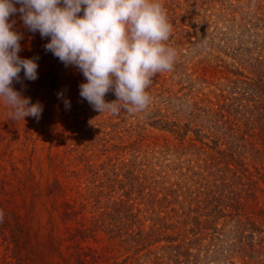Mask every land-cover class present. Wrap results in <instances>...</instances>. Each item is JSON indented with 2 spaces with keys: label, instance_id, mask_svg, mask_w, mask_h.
Returning a JSON list of instances; mask_svg holds the SVG:
<instances>
[{
  "label": "rangeland",
  "instance_id": "374dc122",
  "mask_svg": "<svg viewBox=\"0 0 264 264\" xmlns=\"http://www.w3.org/2000/svg\"><path fill=\"white\" fill-rule=\"evenodd\" d=\"M162 3L176 58L144 110L99 113L83 74L54 99L12 86L38 120L0 98V264H264V164L229 155L222 123L263 113L264 88L245 83H264V0Z\"/></svg>",
  "mask_w": 264,
  "mask_h": 264
},
{
  "label": "clouds",
  "instance_id": "9594fccd",
  "mask_svg": "<svg viewBox=\"0 0 264 264\" xmlns=\"http://www.w3.org/2000/svg\"><path fill=\"white\" fill-rule=\"evenodd\" d=\"M16 12L30 31L50 37L47 51L82 72L87 82L80 84V96L99 113L144 110L152 77L172 70L176 58L167 44L172 25L162 0H0V98L13 110L12 119L42 114L39 102L30 104L11 86L21 70L26 79H37L38 67L18 55L22 36L9 22ZM109 91L115 101L106 102Z\"/></svg>",
  "mask_w": 264,
  "mask_h": 264
},
{
  "label": "trees",
  "instance_id": "16d2710c",
  "mask_svg": "<svg viewBox=\"0 0 264 264\" xmlns=\"http://www.w3.org/2000/svg\"><path fill=\"white\" fill-rule=\"evenodd\" d=\"M15 7L18 9L20 5L15 4ZM82 14L83 12H81V15ZM9 22H14L13 30L21 34L22 39L20 40V44L26 47L24 49V53L19 52L18 55L22 59H33L38 65V72H40V69L43 65L46 66L45 70L40 73V79L38 83H36L37 81L35 83H32L28 79H26L23 70H21L19 74L20 80H14L11 86H18L23 84V89H26L29 95L33 92H37L40 88H46L49 90V92H47V95L53 94L52 98L54 99L59 98L60 95L58 96V94H63L68 89H73L74 86L79 83L82 72L80 70L74 69L73 67H70L64 71L65 77L63 78V74L60 71L61 69H64V63L61 62L57 57H55L50 51H47L45 48V45L50 41V37H41L38 31H30L24 25L23 20L21 19V13L19 12L10 15ZM32 84L37 85L36 87H32ZM245 85L247 89H251L252 85H255V90L264 88V83L260 80L256 82L245 83ZM62 86V90L64 91L60 92L59 90ZM260 106L261 105L257 106V108L262 109V107ZM256 114V110L254 111L253 109L250 115L244 120H225L222 123H229V125L231 126V128L225 129V131H230V134L228 136L230 141L227 143L228 148L226 149L228 153H230L229 155L234 156L235 154H237V150L239 148L248 149L255 158L260 160V165H262L264 164V110L260 116L259 121ZM47 115H49V110L47 111ZM219 121H221V119ZM241 128H244V131L242 133ZM32 143L33 141L30 138H25V147H28ZM256 144H260L261 149L255 150ZM257 155L259 156L256 157ZM49 160L50 162H52L53 158H49ZM63 186L64 185L58 179H54L50 191L51 193L54 192V194L57 195L59 193L63 194ZM114 228L115 227L112 226V224H109V233H114ZM262 241L263 240L261 239L260 242ZM127 260L128 259H126L124 262H127Z\"/></svg>",
  "mask_w": 264,
  "mask_h": 264
}]
</instances>
